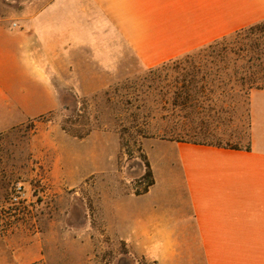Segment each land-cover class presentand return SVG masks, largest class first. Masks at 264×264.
Masks as SVG:
<instances>
[{"label":"crops","instance_id":"crops-1","mask_svg":"<svg viewBox=\"0 0 264 264\" xmlns=\"http://www.w3.org/2000/svg\"><path fill=\"white\" fill-rule=\"evenodd\" d=\"M14 2L15 13H0V133L57 105L58 74L99 90L136 63L158 66L264 20V0ZM248 112V147L176 142L179 178L166 186L181 194L152 195L154 172V185L129 197H150L143 207L114 212L122 238L168 257L197 250L204 264H264V89L249 91Z\"/></svg>","mask_w":264,"mask_h":264},{"label":"rangeland","instance_id":"rangeland-1","mask_svg":"<svg viewBox=\"0 0 264 264\" xmlns=\"http://www.w3.org/2000/svg\"><path fill=\"white\" fill-rule=\"evenodd\" d=\"M1 2L0 13H15L14 0ZM228 42L240 53H228L230 71L239 65L245 71L190 106H173L165 95L178 75L171 67L149 72L136 63L134 72L99 90L75 88L70 75H56L57 105L0 133V264H204L197 250L168 257L162 248L131 246L113 216L150 198H129L144 191L145 160L158 179L152 195L181 194L166 186L179 178L176 142L248 145V78L264 75V33ZM70 116L72 130L87 135L62 129ZM13 205L16 214L5 213Z\"/></svg>","mask_w":264,"mask_h":264},{"label":"trees","instance_id":"trees-1","mask_svg":"<svg viewBox=\"0 0 264 264\" xmlns=\"http://www.w3.org/2000/svg\"><path fill=\"white\" fill-rule=\"evenodd\" d=\"M253 32L261 34L264 33V20L250 25L242 30L236 31L226 37L221 38L220 40H216L209 45L190 52L186 55L170 59L158 66L148 68V70L149 72H153L157 70H167L171 67V70L178 75L173 80L175 83V85L173 86V90L166 93L165 95H170L169 101L173 106L193 105L197 101L198 97L206 96V93L212 92L214 88L219 89L221 86L227 85V83L233 78L234 80H238L237 75H242L243 71H245V67L243 65H239V67L234 68L232 69V71H230L228 53L230 52L232 54H235L236 56H238V58L240 57V53L228 48V40L241 37L242 34L245 33ZM219 45H221L222 48L220 50H216L215 48ZM255 75V73H252V75H250V78H248L249 90L264 89V75ZM243 78L244 77L241 76L239 79L242 80ZM73 118L74 116L68 117L62 125V129L77 138H82L84 137L83 135H87L88 133L82 134L74 132L72 130L68 123H72V121L75 120ZM215 146L232 147L235 149L238 148L228 145ZM248 146L249 144L246 147ZM144 166L145 173L143 174L142 178L146 180V186L142 193L147 192L149 188L152 187L155 183L150 165L147 160H145ZM13 206L14 207L8 208L9 210L5 211V213L14 216L16 214V210L19 209L18 207H15L16 205Z\"/></svg>","mask_w":264,"mask_h":264},{"label":"built area","instance_id":"built-area-1","mask_svg":"<svg viewBox=\"0 0 264 264\" xmlns=\"http://www.w3.org/2000/svg\"><path fill=\"white\" fill-rule=\"evenodd\" d=\"M11 26H12V28H15V27H16V23L13 22ZM20 189H21L20 186H18V187L16 188V194H17V195H15V196L12 197V199H13V201H14L13 203H18V202H19V201H18V199H19V196H18V195L20 194Z\"/></svg>","mask_w":264,"mask_h":264}]
</instances>
